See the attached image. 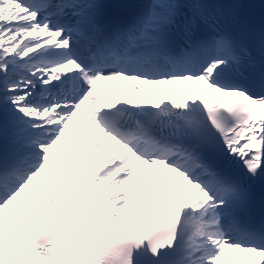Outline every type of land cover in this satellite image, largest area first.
<instances>
[{
    "label": "snow or ice",
    "instance_id": "snow-or-ice-1",
    "mask_svg": "<svg viewBox=\"0 0 264 264\" xmlns=\"http://www.w3.org/2000/svg\"><path fill=\"white\" fill-rule=\"evenodd\" d=\"M0 264H264V0H0Z\"/></svg>",
    "mask_w": 264,
    "mask_h": 264
},
{
    "label": "bare ground",
    "instance_id": "bare-ground-1",
    "mask_svg": "<svg viewBox=\"0 0 264 264\" xmlns=\"http://www.w3.org/2000/svg\"><path fill=\"white\" fill-rule=\"evenodd\" d=\"M199 87V86H198ZM169 90V88H166V91Z\"/></svg>",
    "mask_w": 264,
    "mask_h": 264
}]
</instances>
